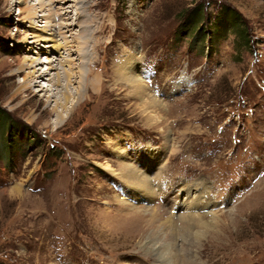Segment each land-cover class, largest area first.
<instances>
[{
  "label": "rangeland",
  "instance_id": "374dc122",
  "mask_svg": "<svg viewBox=\"0 0 264 264\" xmlns=\"http://www.w3.org/2000/svg\"><path fill=\"white\" fill-rule=\"evenodd\" d=\"M20 1L0 0V264H264V0H204L207 40L181 25L201 0ZM49 2L56 20L80 6L83 42L45 92L26 85L30 60H61L60 47L35 55L27 40ZM219 4L247 21L251 47L215 29ZM158 151L149 175L141 160ZM125 156L151 178L144 196L114 174ZM201 199L215 207L193 240L184 215Z\"/></svg>",
  "mask_w": 264,
  "mask_h": 264
},
{
  "label": "bare ground",
  "instance_id": "6f19581e",
  "mask_svg": "<svg viewBox=\"0 0 264 264\" xmlns=\"http://www.w3.org/2000/svg\"><path fill=\"white\" fill-rule=\"evenodd\" d=\"M20 2H22V0ZM60 2L61 3H59V5H64L67 1L63 0V2H62V0H61ZM72 2H75V1L72 0ZM76 2L79 3L78 1H76ZM77 3H73L71 5L66 4L65 6H63L64 8L61 9L62 10L61 13L63 14L64 17L63 18H59L58 20H56L55 18L57 17V13H58V10H60V8H56V7L54 8L53 7V3L49 2L45 6L42 4L43 7L39 8L38 11L46 10L47 13H42V14L39 15V16H41L42 21L39 20L38 22H40V23L43 22V23H41L39 25H36V26H41V28L37 29L39 32L36 31L34 33H31L30 39L32 41L25 39V40H27V43H29V46H28L29 50L31 49V51L35 52V55H38L39 53L50 54V52L55 50L56 47H60V48H58L57 52L59 53V57L61 58V60L56 59V57H54V58L45 57V61H44V59H41L39 57H34V59L32 58L30 60V64L29 65H30V68L33 69V71H32L31 77L26 82V85L29 84V87L38 86L39 87L38 91L47 92L48 90H50L48 88L49 85L53 81H55V80H53L54 79L53 76L49 77V79H48V81H50L49 82L50 84H46L45 86H43V85H40V82H41L42 79L50 76L49 74H50L51 70L57 69L55 67V64H56L55 61H59L57 64L60 65V67H61V69L63 71V74H64V72L65 73L67 71L70 72V70H71V67L69 65H67V63H65V64L63 63L64 61H69L70 60V59H66V58L68 56H70L71 52L72 53H76V55L79 57L80 48L77 47V46L82 44L83 41L80 40V37H81L80 36V27H79V22L77 21V19H78L77 16L79 15V14H77V9L80 8V6H77ZM51 9H53V11H51ZM71 13H72V15H71ZM73 14H74V17H73ZM82 21H85V20H82ZM38 22H37V24H38ZM65 25H66V28L62 29V27L65 26ZM31 27H34V26H31ZM78 27H79V29H77ZM64 33H65V35H64ZM40 42L43 43V44H41ZM62 49H63V53L65 52V58L62 57V52L59 51V50H62ZM53 63H55V64L53 65ZM44 64H45V68H43ZM39 65L41 67H39ZM64 66H67V68H65ZM131 67H132L131 64H129V66L124 68V72L123 71L121 72V70H120V73H121L122 78L124 79V81L128 82L129 84H131L133 86L132 89H134L135 94L136 95H140V96L143 97L144 95L148 94V91L146 90L145 83H143V81L141 79H139L137 73H133V72L130 71ZM58 73L55 72V75L58 74ZM58 77L56 76V78H58L60 80V78H62L63 76L60 77V75H58ZM77 77H80L79 74L77 75ZM79 81H78V83L80 84ZM45 96L49 97L48 94L45 95ZM151 98H153V97H151ZM62 100H63V98H62ZM66 100H67V98H64V101L63 102L61 101L62 103L60 102L59 104H56L57 107L61 106V110H57V107H56V110H57L56 111L57 118L55 120V122L57 121L56 123H59V121L63 120L64 117L65 118L67 117V116H64V115L60 114L62 111L65 110L63 108L64 107L66 108V103H67ZM154 100L155 99L153 98V100H151V102H153ZM144 103H146V102H144ZM143 104H142V111L146 112L148 103H146L145 106ZM148 109H149V107H148ZM148 112H147V118L150 117L149 119H153L154 121H159V116L156 113L153 114L152 111H151L152 114L151 113L148 114ZM164 154H166V153L164 152ZM151 156H155L156 160H158L159 157H160L159 151L157 153L154 152L153 154H149V155H147L144 158V160H141L143 162L144 166L148 165L146 167V173L147 174H149V171L152 170V168H153V162H152L153 160H152ZM127 158L128 157L125 156V161L119 162L120 171H118L117 173H114V174L116 176H118L119 178H121V180L127 185V187H130V185H131V187L134 189L133 192H135V193H139L140 192L139 194L143 195L145 191H151L152 187H151V182H150V179H151L150 176H148L147 174L141 172L138 168L134 167L127 160ZM159 163L160 162H158V164ZM106 167L108 169L112 170V168L109 167V165H107ZM141 195L137 197V201H142ZM119 200L121 202H123L120 198H119ZM201 200H202V202H200V204L199 203L198 204L197 203L193 204L190 201L191 208L187 212L188 214L184 215L185 219L183 221V226H184L185 229H190L192 223L194 225L193 228L197 227V229H195L193 231V234H194L192 236L193 240L198 239L200 234H201L200 231L203 228H207V226H208V223H206V222H204V220H202V215L200 214V210L202 208L208 207L209 208V212H211L213 210V208L215 207L214 204H211V203L209 204V202L203 201V199H201ZM186 202H187V200H186ZM189 205H187V206H189ZM157 210H158V208H157ZM196 210H197V212H196ZM155 212L156 211L153 209L152 212H151L153 214V216H151V218L148 219L149 221H147V224L149 222H154V221L156 222L157 220H160V217H158V215ZM204 212H206V211H204ZM166 219L167 220L164 219L163 222H162V220L160 221V226L157 225L158 229L159 228L162 229V227L167 228L170 225L172 227L171 215H168ZM200 227H201V230L199 229ZM168 246H169L168 244L166 245L165 243H163L162 244V248H160V249H162L163 251L164 250H168L169 249ZM157 251H159V250H156V252ZM170 263H171V261H170ZM173 263L174 262H172V264ZM189 263L190 262L186 260V264H189Z\"/></svg>",
  "mask_w": 264,
  "mask_h": 264
},
{
  "label": "trees",
  "instance_id": "16d2710c",
  "mask_svg": "<svg viewBox=\"0 0 264 264\" xmlns=\"http://www.w3.org/2000/svg\"><path fill=\"white\" fill-rule=\"evenodd\" d=\"M203 1L204 0L197 2L196 6L186 9L184 13H181V17L183 16V23L181 25L187 23V27L196 28V33H202V39L205 40V31L203 30L201 23H203L207 16L205 15L206 7L204 6ZM218 7L219 8L216 9V12L213 14L212 18H210L215 29L222 32L232 29L237 35V42L239 44L242 46L251 47L254 40L252 39L249 25L238 12V10L227 4H219ZM4 119L5 118H3L2 123H4ZM9 128L11 129V123L9 124Z\"/></svg>",
  "mask_w": 264,
  "mask_h": 264
}]
</instances>
